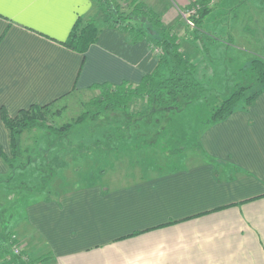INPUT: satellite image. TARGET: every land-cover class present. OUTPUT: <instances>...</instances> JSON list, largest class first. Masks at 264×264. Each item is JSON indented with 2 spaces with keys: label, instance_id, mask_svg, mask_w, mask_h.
<instances>
[{
  "label": "crops",
  "instance_id": "crops-1",
  "mask_svg": "<svg viewBox=\"0 0 264 264\" xmlns=\"http://www.w3.org/2000/svg\"><path fill=\"white\" fill-rule=\"evenodd\" d=\"M188 4L176 0L173 11ZM92 5L77 21L96 19L98 4ZM204 23L202 32L209 35ZM231 36L220 43L235 56L243 48ZM0 37V146L9 159L3 109L14 119L94 85H139L159 66L147 40L132 43L111 27L102 28L85 54L5 17ZM203 52L206 59L211 54ZM206 69L197 70L216 71ZM201 101L187 107L202 125L189 150L171 149L161 165L154 160L131 180L69 176L56 182L53 195L24 199L21 232L25 227V237L46 250L43 264H264V189L244 181L245 173L264 172V92L220 123L204 118L207 105ZM29 177V165L13 167L0 157V190L30 185ZM0 264H8L1 253Z\"/></svg>",
  "mask_w": 264,
  "mask_h": 264
},
{
  "label": "rangeland",
  "instance_id": "rangeland-1",
  "mask_svg": "<svg viewBox=\"0 0 264 264\" xmlns=\"http://www.w3.org/2000/svg\"><path fill=\"white\" fill-rule=\"evenodd\" d=\"M172 1L173 5L169 0H105L103 4L96 1L99 12L95 22L102 27L112 16L105 12L106 8L121 5L119 15L113 13L119 22L117 26L125 29L131 38L140 31L145 33L156 43L153 49L158 57L164 53L159 42L163 39V30L167 29L165 33L178 39L181 53L196 70L215 69L196 71L197 79L205 85L202 101L207 105L204 109L207 114L204 118H209L213 109L220 107L236 87L253 85L252 62H264V11L248 1L245 6L241 5L243 0H189L190 4L178 8L176 14V0ZM197 1L207 8L202 19L209 35L198 30L196 22L190 25L189 17L188 20L183 17L184 9L200 6L195 4ZM229 33L243 48L235 56L220 43ZM204 49L211 50L207 57L210 61L202 56ZM257 89L258 85L249 88L248 95ZM100 95L99 89L75 92L47 109L29 112L10 123L11 138L18 139L12 149L11 164L22 168L29 165L30 185L17 183L8 186L5 192L0 190V253L8 264H12L11 256L5 255L8 251L23 264H43L49 258L35 239L25 237V227L21 232L22 203L28 195H53L50 192L56 182L69 176L80 181L104 176L101 179L104 181L127 175L129 178L124 181L131 180L143 175L142 169L154 160L161 162L171 149L189 150L190 142L197 143L202 135V125H196L197 113L192 110L186 109L174 116L152 114L146 100L135 98L127 108L108 112L100 104ZM176 135L189 139L177 140Z\"/></svg>",
  "mask_w": 264,
  "mask_h": 264
},
{
  "label": "trees",
  "instance_id": "trees-1",
  "mask_svg": "<svg viewBox=\"0 0 264 264\" xmlns=\"http://www.w3.org/2000/svg\"><path fill=\"white\" fill-rule=\"evenodd\" d=\"M103 4L105 0H93ZM109 2V1H108ZM200 5L201 10L199 17L196 20L197 27L202 30L203 19L202 17L207 13V8L204 3H195ZM111 5V3H110ZM194 5V4H193ZM121 5L113 4L110 8H106L105 12L112 14V16L105 21L102 27L98 26L95 19L91 18H80L75 24L70 39L64 42L66 48L76 51L81 54H85L89 48L97 41L102 28L111 27L120 30L132 43L140 40H147L152 50L156 47V43L151 39L147 38V35L140 31L133 35V38L127 35L125 29H120L118 20L115 19L114 14L119 15ZM122 16H119V19ZM202 19V21H201ZM86 25L83 27V23ZM123 22V21H120ZM128 30V29H127ZM167 29L163 30L162 41L159 45L163 46V55L159 56L158 69L151 75H147L139 85H131L124 83L121 86H112L110 84L94 85L91 90L99 89L101 91L100 104H102L108 112H113L116 109H125L128 104L131 103L135 98H141L147 101L151 106L152 114L166 113L170 116H174L176 113L183 112L190 105L203 100V96L206 92L205 85H203L196 75V67L193 63L187 59L184 54L181 53V48L178 44V39L172 34L168 35L165 33ZM155 43V45H153ZM251 72V81L253 85L247 86L242 84L234 89L229 94L228 98L223 101L222 105L217 109H213L210 115V123H220L227 120L229 116L240 110H247L251 107L256 99L264 92V62L259 60H253ZM254 85H258L259 89L255 93L248 95L247 91ZM69 96V95H67ZM66 97V96H64ZM62 97V98H64ZM61 98V99H62ZM60 100V99H59ZM46 105V106H34L29 110L21 111L16 118L9 117L8 113L2 110V119L9 132L10 145L13 149L14 142L18 139L11 138L10 123L32 111L47 109L57 101ZM245 104V106H242ZM29 124V123H28ZM26 126V125H25ZM31 126H34L32 124ZM179 150H176V152ZM13 156V153H12ZM0 157L8 163L10 166L11 158L9 159L3 152L0 146ZM1 180V178H0ZM4 254V253H3ZM5 255H9L12 258V264H23L18 257L12 256V252H5Z\"/></svg>",
  "mask_w": 264,
  "mask_h": 264
},
{
  "label": "snow or ice",
  "instance_id": "snow-or-ice-1",
  "mask_svg": "<svg viewBox=\"0 0 264 264\" xmlns=\"http://www.w3.org/2000/svg\"><path fill=\"white\" fill-rule=\"evenodd\" d=\"M248 3L264 11V0H248ZM92 6V0H0V17L33 28L63 44L70 39L77 16L83 17ZM244 181L264 189V172L250 176L245 173Z\"/></svg>",
  "mask_w": 264,
  "mask_h": 264
},
{
  "label": "built area",
  "instance_id": "built-area-1",
  "mask_svg": "<svg viewBox=\"0 0 264 264\" xmlns=\"http://www.w3.org/2000/svg\"><path fill=\"white\" fill-rule=\"evenodd\" d=\"M186 10V14L183 16L185 19H187L188 17L190 18L189 20V24L190 25H193V23L196 22L197 18L199 17V14H200V10H201V7L200 6H196L195 8H191V9H184ZM188 20V19H187ZM197 28V26H196ZM198 29V28H197ZM199 30V29H198ZM13 252H16L17 251H13Z\"/></svg>",
  "mask_w": 264,
  "mask_h": 264
}]
</instances>
